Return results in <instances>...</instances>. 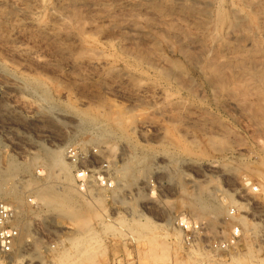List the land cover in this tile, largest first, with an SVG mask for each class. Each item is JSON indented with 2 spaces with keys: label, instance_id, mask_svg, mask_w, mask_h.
Segmentation results:
<instances>
[{
  "label": "rangeland",
  "instance_id": "obj_1",
  "mask_svg": "<svg viewBox=\"0 0 264 264\" xmlns=\"http://www.w3.org/2000/svg\"><path fill=\"white\" fill-rule=\"evenodd\" d=\"M10 1L0 3V200L23 210L27 194L46 207L48 197L71 193V204L79 208L75 219L63 215V205L46 207L63 238L54 257L70 239L89 238L95 239L96 251L88 259L72 258L71 264H264V174L254 170L264 171V88L236 67L264 68V0H47L37 14L50 24L47 31L38 30L27 15L10 11ZM21 1L12 3L24 7L34 2ZM217 9L239 13L234 23L218 27ZM252 32L260 36L252 38ZM203 59L227 67L226 74L241 71L235 74L242 86L210 88ZM163 70L180 74L184 80L177 83L185 85L170 89ZM6 80L18 87L8 90L1 84ZM170 99H181L185 107H170ZM115 116L123 119L120 125ZM63 144L66 180L46 161ZM69 149H95L112 163L113 187L90 191L99 202L75 188ZM123 150L140 159V170L133 180L125 178V187L115 182L121 179ZM207 163L216 168L206 170ZM189 174L195 185L188 183ZM197 195L215 209L201 213ZM178 217L204 224V235L191 246L176 226ZM76 219L88 222L86 228L78 231ZM136 221L154 225L160 257L152 256L151 245L136 233ZM235 226L241 230L236 248L210 249Z\"/></svg>",
  "mask_w": 264,
  "mask_h": 264
},
{
  "label": "bare ground",
  "instance_id": "obj_2",
  "mask_svg": "<svg viewBox=\"0 0 264 264\" xmlns=\"http://www.w3.org/2000/svg\"><path fill=\"white\" fill-rule=\"evenodd\" d=\"M1 1V0H0ZM3 1V0H2ZM1 1V2H2ZM7 1V0H6ZM13 1H15V0H12V2ZM29 1V0H28ZM203 1V0H202ZM205 1V0H204ZM207 1V0H206ZM216 1V0H215ZM221 1V0H220ZM233 1V0H232ZM0 2V3H1ZM11 1H10V3H9V6H10V11H12V12H21V13H23V14H25V15H27L28 16V19L30 18V20H31V23L32 24H34V26H36V28H38V30L40 29V30H46L47 31V29H48V27L50 26V24H49V26L47 25V22H45V20L43 21L40 17H38L37 16V14L39 15V8H41V7H43V6H45L46 4H47V0H34V2H33V6H26L24 3H22V4H24L25 6L23 7V6H18L16 3H12ZM21 2H23V0L21 1ZM24 2H25V0H24ZM29 2H31V1H29ZM208 2V1H207ZM244 2V1H243ZM247 2V1H246ZM26 3V2H25ZM203 3V2H202ZM184 4V3H183ZM209 4V3H208ZM246 4H248V3H246ZM2 5V4H1ZM5 5V4H4ZM1 7V6H0ZM8 7V6H7ZM6 7V9H8ZM45 8V7H44ZM50 8V7H49ZM216 9V8H215ZM220 9V8H219ZM219 9H217V17H215V19H218V20H214V21H217L216 23H214V25H216V26H218V27H221V25L222 24H224L225 22L227 23V24H229V23H234L233 21H235V16L237 15V13H239V12H237V10H235V9H233L232 11V13H228V11L229 10H227V12H224L223 10H219ZM242 9V8H241ZM241 9H240V11H241ZM41 10V9H40ZM211 10V9H210ZM244 10V9H243ZM251 10V9H250ZM9 11V10H8ZM52 11V10H51ZM239 11V10H238ZM54 12V11H53ZM208 13H209V11H208ZM12 14V13H11ZM20 14V13H19ZM41 14H43V13H41ZM236 14V15H235ZM213 15V14H212ZM250 16V15H249ZM251 17L253 18V19H255L254 17H253V15H251ZM239 18V17H238ZM237 18V19H238ZM240 19L242 20L243 19V17H240ZM211 20V19H210ZM240 20V21H241ZM245 20H247L248 21V19H245ZM244 20V21H245ZM251 20V19H250ZM238 21V20H237ZM243 21V20H242ZM246 21V22H247ZM256 21V20H255ZM254 21V22H255ZM246 22H244V24H246ZM248 22H251V21H248ZM252 23H253V20H252ZM30 24V23H29ZM31 25V24H30ZM232 25V24H231ZM230 25V26H231ZM247 25H248V23H247ZM216 26H214V27H216ZM227 27V26H226ZM229 27V26H228ZM227 27V28H228ZM231 27H233V26H231ZM226 28V29H227ZM252 28H253V26H252ZM210 29L211 28H209V31H210ZM215 29V28H214ZM220 29V28H219ZM228 29H230V28H228ZM227 29V30H228ZM259 29V28H258ZM226 30V31H227ZM231 30V29H230ZM245 30V29H244ZM253 30V29H252ZM251 30V31H252ZM255 30H257V28L255 27ZM45 31V32H46ZM50 31V30H49ZM48 31V32H49ZM220 31V30H219ZM254 31V30H253ZM258 31V30H257ZM261 32H262V30H260ZM214 32V31H213ZM212 32V33H213ZM244 32V31H243ZM215 33H216V31H215ZM250 33V32H249ZM253 33V32H252ZM251 33V34H252ZM51 34V33H50ZM218 34V33H217ZM216 34V35H217ZM221 34V33H220ZM230 34H233V33H230ZM242 35V34H241ZM205 36H207V35H205ZM210 36H213V35H210ZM210 36H208L209 38H210ZM218 36V35H217ZM221 36V35H220ZM219 36V37H220ZM223 36V35H222ZM234 36H235V33H234ZM245 36V35H244ZM243 36V37H244ZM260 35H259V33L258 32H255V33H253V36H252V38H255V37H259ZM90 37V36H89ZM214 37V36H213ZM231 37V36H230ZM236 37V36H235ZM234 37V38H235ZM226 38V37H225ZM225 38H223L224 40H225ZM228 38V37H227ZM233 38V39H234ZM240 38V37H239ZM212 39V37L210 38V40ZM213 39H215V37L213 38ZM230 39V38H229ZM247 39V38H246ZM264 39V38H263ZM82 40H84V38H82ZM209 40V41H210ZM221 40H222V38H221ZM221 40H220V42H221ZM248 40V39H247ZM93 41V40H92ZM219 41V40H218ZM251 41V40H250ZM258 41H260V40H258ZM84 42V41H83ZM95 42V41H94ZM216 42V41H215ZM225 42H226V40H225ZM230 42V41H229ZM232 42V41H231ZM230 42V43H231ZM234 42V41H233ZM244 42V41H243ZM242 42V43H243ZM247 42V41H246ZM248 42H249V40H248ZM260 42H264L263 40L262 41H260ZM217 43V42H216ZM229 43V44H230ZM241 43V42H240ZM260 45H261V43H259ZM89 44H87V46H88ZM93 45V44H92ZM227 45H228V43H227ZM86 45L84 46L85 48L87 47ZM89 47V46H88ZM240 47H242V46H240ZM84 48V49H85ZM255 48H258L257 46L255 47ZM87 49V48H86ZM89 49V48H88ZM87 49V50H88ZM185 49V48H184ZM233 49V48H232ZM259 49V48H258ZM264 49V48H263ZM22 50V49H21ZM86 50V51H87ZM182 50V49H181ZM180 50V52H184L183 50L181 51ZM234 50V49H233ZM239 50V49H238ZM257 50V49H256ZM84 51V50H83ZM95 51V50H94ZM93 51V48L92 49H90V52H94ZM81 52V51H80ZM88 52V51H87ZM86 52V53H87ZM97 52V51H96ZM187 52H188V50H187ZM239 52V51H238ZM79 53V52H78ZM89 53V52H88ZM98 53V52H97ZM96 53V54H97ZM185 53V52H184ZM84 54V53H83ZM90 55H92L91 53H89ZM187 54V53H186ZM243 54V53H242ZM241 54V55H242ZM95 55V53H93V56ZM104 55L105 54H103V58H104ZM183 55H185V54H183ZM189 55H191V54H189ZM264 55V54H263ZM98 56V55H97ZM207 56V55H206ZM250 56V55H249ZM80 57H81V55H80ZM99 57V56H98ZM107 57V56H106ZM200 58H201V56H199ZM198 57V58H199ZM93 58V57H92ZM187 58V57H186ZM193 58V57H192ZM203 58V57H202ZM210 58V57H209ZM102 59V58H101ZM189 59V58H188ZM89 60H91V61H94V60H92L91 58L89 59ZM192 60V59H191ZM193 60H195L194 58H193ZM192 60V61H193ZM91 61H89V62H91ZM200 61H201V59H200ZM96 64H99V65H102V67L105 65V66H108V63H107V61H103V59L102 60H100V59H97L96 61H94ZM188 62V61H187ZM195 62V61H194ZM194 62H192V63H194ZM236 62H238V60L236 61ZM244 62V61H243ZM254 62V61H253ZM92 63V62H91ZM190 63V62H189ZM197 63V62H196ZM200 63V62H199ZM226 63V62H225ZM234 63V62H233ZM239 63V62H238ZM250 63V62H249ZM257 63V62H256ZM93 64V63H92ZM121 64V63H120ZM174 66L177 68V69H182V65L179 63V62H176V61H174ZM94 65V64H93ZM98 65V66H99ZM109 65H110V63H109ZM196 65V64H195ZM260 65V64H259ZM264 65V64H263ZM123 66V65H122ZM236 66V65H235ZM262 66V65H261ZM101 67V68H102ZM202 68H203V70H205V72L207 73V77H208V80L206 81V82H208L209 83V85L210 86H212V87H210V88H214V89H216V90H218V91H227V90H234V89H236L237 87H238V85H240V86H242L240 83L238 84V78H237V76H236V74L239 72L240 74H241V71H242V73L244 74H248L249 76H251V77H254V78H257V80H258V82L260 83V87L261 88H264V68L261 70V68H257V67H259V66H255V65H251L250 67L249 66H247V65H245L244 63H240L238 66H236V67H238L239 68V70H241V71H239V70H237V71H235V72H237L236 74H235V72L234 71H232V72H234L233 74H230L231 73V71H230V73L229 74H226L225 73V69L224 68H227V67H223V66H221L220 64H218V63H216V62H213V60H211V59H203L202 60V66H201ZM264 67V66H263ZM114 68V67H113ZM116 68V67H115ZM229 70V69H228ZM130 71V70H129ZM160 72V74H161V76L162 77H164L165 79H166V81H170V89H172V87L174 86V85H176L175 83H177V81H178V78L179 79H181L180 78V74L179 75H175V74H172L171 73V71L169 72L168 70H163V71H159ZM128 74V73H127ZM235 74V75H234ZM239 74V75H240ZM12 75V74H11ZM131 75V74H130ZM183 75V74H182ZM181 75V76H182ZM204 76V75H203ZM13 77V76H12ZM3 78H5V77H3ZM2 78V79H3ZM7 78H10L9 77V75H8V77ZM204 78V77H203ZM207 79V78H206ZM9 80V79H8ZM11 80H13V79H11ZM181 80H184V79H181ZM5 81V80H4ZM3 81V82H4ZM7 81V80H6ZM137 81V80H136ZM176 81V82H175ZM140 82V81H139ZM184 81H182V82H178L177 83V86L179 87L181 84L180 83H183ZM191 82V81H190ZM189 82V83H190ZM247 82V81H246ZM141 83V82H140ZM188 83V82H187ZM186 83V84H187ZM1 84H3L6 88L8 87V90H9V88H16V87H18V84L16 83V82H14V81H12V82H10V83H8V81L6 82V83H1ZM156 84H157V82H156ZM184 84V83H183ZM182 84V85H183ZM185 85V84H184ZM19 86H21V85H19ZM150 86V85H149ZM153 85H151L150 87H152ZM159 86V85H158ZM187 86V85H186ZM239 86V87H240ZM22 87V86H21ZM140 87V86H139ZM143 87V86H142ZM153 87H155V86H153ZM175 87V86H174ZM183 86H181V88H182ZM176 88V87H175ZM174 88V89H175ZM184 88V87H183ZM4 89V88H3ZM10 89V90H11ZM25 89V88H24ZM150 89V88H149ZM158 89V88H157ZM5 90V89H4ZM13 90V89H12ZM156 90V89H155ZM155 90H154V92H155ZM177 90V89H176ZM242 90V89H241ZM243 90H244V86H243ZM171 92V91H170ZM190 92V91H189ZM174 93H175V91H174ZM247 94V93H246ZM167 95V94H166ZM165 95V96H166ZM230 95V94H229ZM244 95V94H243ZM173 96V93L171 92L170 93V98ZM231 96V95H230ZM262 96H263V98H264V95L262 94ZM167 97V96H166ZM260 97V96H259ZM163 98V97H162ZM176 98V97H175ZM166 99V98H165ZM163 106V105H162ZM165 106V105H164ZM172 106H176V107H178V108H181V107H185L184 106V102L181 100V99H176V100H172V99H170V107H172ZM97 109V108H96ZM164 109V108H163ZM174 109V108H173ZM185 109V108H184ZM99 110V109H98ZM102 110V109H101ZM171 111V110H170ZM202 111V110H201ZM107 113V112H106ZM110 113V112H109ZM117 113V112H116ZM124 113V112H123ZM101 114V113H100ZM99 114V115H100ZM108 114V113H107ZM160 114V113H159ZM171 114V113H170ZM181 114V113H180ZM261 114V113H260ZM101 116V115H100ZM168 116H169V114H168ZM171 116V115H170ZM173 116V115H172ZM105 117V116H104ZM116 117V116H115ZM178 117V116H177ZM183 117V116H182ZM112 118V117H111ZM131 118V117H130ZM172 118V117H171ZM116 119V120H115ZM125 119H129V118H125ZM184 119V118H183ZM112 120V119H111ZM114 120L116 121L115 123L116 124H118V125H120L121 124V122H122V120L123 119H121V118H114ZM113 120V121H114ZM77 121V120H76ZM134 121V120H133ZM193 121V120H192ZM68 122V121H67ZM87 122V121H86ZM126 122H127V120H126ZM178 123H179V121H178ZM187 123V122H186ZM194 123H195V121H194ZM72 124V123H71ZM80 124H82V123H80ZM131 124V123H130ZM174 125V124H173ZM176 125V124H175ZM83 126V125H82ZM81 127V126H80ZM82 128V127H81ZM84 128V127H83ZM68 129H70V128H68ZM78 129H80V128H78ZM84 131V130H83ZM177 131V130H176ZM170 132H172V131H170ZM98 133V132H97ZM103 133H109L107 130H104L103 131ZM98 135V134H97ZM171 135H173V133H171ZM210 137V136H209ZM102 137H99V139H101ZM212 138V137H211ZM210 138V139H211ZM100 141V140H99ZM211 143V142H210ZM197 144V143H196ZM201 144V143H200ZM224 144V143H223ZM64 145H66V144H63V145H59V146H57V148H56V150H54V151H52V152H50L49 154H47V157H46V161H47V165H48V167L49 168H51L52 167V169L55 167V168H58V173H61V178H63V180H66L67 179V176H69V175H67V172L69 171V169H68V171L66 170V168L68 167V166H65V163L63 162V160H62V156L60 155V151L64 148ZM104 145H107V144H104ZM209 146H210V144H209ZM213 147V149L214 148H216L217 149V147H214L215 145H212ZM223 146V145H222ZM224 146H225V144H224ZM107 147V146H106ZM105 147V148H106ZM125 147V146H124ZM219 148V147H218ZM216 149H215V151H216ZM220 149V148H219ZM229 149V148H228ZM203 150H204V148H203ZM212 150V149H211ZM219 151V150H218ZM126 152V151H125ZM125 152H124V150H123V152H122V155L123 156H125V162L123 163V165H122V168H121V179L120 180H118L117 179V181L115 180V182H117V185H119V184H122V186L121 187H125L126 185V177H128V179H129V177L133 180V178H134V176H135V174L140 170L139 169V164H140V159L138 160L137 158H133V157H128L129 156V153L128 154H125ZM127 153V152H126ZM133 156H135V155H133ZM126 157H128V158H126ZM146 164V163H145ZM189 164V163H188ZM261 165V164H260ZM199 166H201V165H199ZM204 166V165H203ZM141 167V166H140ZM220 167V166H219ZM258 167V166H257ZM17 168V166L15 165H11V169H16ZM200 168H203V167H200ZM204 168L206 169V170H213V169H215L216 168V164H214V163H207L206 164V166H204ZM262 168V167H261ZM219 169V168H218ZM9 170V169H8ZM222 170V169H221ZM254 170L255 171H257V173H259L260 172V174H261V176H263V172L264 171H262V173H261V169H259V168H254ZM41 171V170H40ZM39 171V172H40ZM205 171V170H204ZM215 171V170H214ZM5 172V171H4ZM50 172V171H49ZM8 173V172H7ZM216 173H218V172H216ZM222 173H223V171H222ZM254 173V172H253ZM39 174H41V172L39 173ZM120 174V173H119ZM190 175V174H189ZM189 175H187V176H189ZM259 175V174H258ZM58 176V175H57ZM264 177V176H263ZM57 179V178H56ZM127 179V180H128ZM202 179V178H201ZM262 179H264V178H262ZM131 180V181H132ZM130 181V180H129ZM206 181V180H205ZM188 183H191V184H193V185H195L196 184V180H195V178L194 177H191V175H190V177H189V181H188ZM201 183V182H200ZM207 184V183H206ZM116 185V186H117ZM125 185V186H124ZM128 185V184H127ZM143 185V184H142ZM146 185H148V182H147V184ZM190 185V184H189ZM7 186V185H6ZM139 186V185H138ZM200 186V185H199ZM5 187V186H4ZM119 187V186H118ZM142 186L140 185V187H137V193H140V188H141ZM146 187V186H145ZM7 189V188H6ZM135 189V188H134ZM215 189H217V188H215ZM8 190V189H7ZM74 191V190H73ZM92 191V190H91ZM200 191V190H199ZM264 192V191H263ZM200 193V192H199ZM46 194V193H45ZM264 194V193H263ZM79 195V194H78ZM83 195H85V194H83ZM89 198L92 200V201H96L97 200V197H96V195L94 196V195H91L90 194V192H89ZM51 196V195H50ZM86 196V195H85ZM115 196V195H114ZM249 197V196H248ZM85 198V197H84ZM100 198V197H99ZM247 198V197H246ZM148 200V199H147ZM194 200H195V203L198 205V209H199V211L201 212V213H206V212H208V211H213L214 209H215V207H213V206H211V205H209V204H207V203H204L203 201H202V199L200 198V196L199 195H197V196H195L194 197ZM46 202H45V204H47L48 206H50L51 208L53 207V206H55L56 205V207H57V205H63V206H65V211H64V213H63V215L65 216V217H68V218H72V219H75L74 217H77V214L76 213H78V211H79V208L78 207H76L75 205H74V203L73 204H71V201L72 202H74L73 201V197L71 196V193L70 192H64L62 195H60V196H53V197H48L46 200H45ZM98 201V200H97ZM145 201V200H144ZM149 201V200H148ZM152 201V200H151ZM99 202V201H98ZM97 202V203H98ZM122 202V201H121ZM189 204V203H188ZM47 205H46V207H47ZM220 206V205H219ZM49 207V208H50ZM100 208V207H99ZM194 208V207H193ZM52 209H54V207L52 208ZM59 210V209H58ZM57 211V210H56ZM61 213H62V210H61ZM179 214H180V212H179ZM92 215V214H91ZM141 215V214H140ZM195 215V214H194ZM142 216V215H141ZM193 216V215H192ZM196 216V215H195ZM261 216V215H260ZM262 217V216H261ZM87 218H88V216H87ZM78 219V218H77ZM76 219V220H77ZM119 220V219H118ZM80 221V220H79ZM83 221H84V219H83ZM118 222V221H117ZM122 222V221H121ZM77 226L76 227H78V231L80 230L79 228H80V226H85L86 225V223H87V225H88V222H83V224L81 223V221L80 222H78V220H77ZM105 224V223H104ZM118 224V223H117ZM86 225V226H87ZM107 225V224H106ZM120 225V224H119ZM118 225V226H119ZM135 231H136V233H138L139 235H140V237H142V239L144 240V242L146 241V243L148 244L149 243V245H151V254H152V256H154V257H160V255L159 254H157L158 253V251H160V249H161V247H162V245L160 244V243H158L157 242V233H156V230H155V228H154V225H152L150 222H138V221H136L135 222ZM26 226H22V229H28V227H26ZM120 227V226H119ZM84 228H86V227H84ZM131 228V227H130ZM25 230V231H26ZM82 230V229H81ZM113 230V229H112ZM77 231V232H78ZM90 231V230H89ZM89 231H87L86 230V232H87V234L89 233ZM85 233V232H84ZM130 233V232H129ZM129 233H128V235H129ZM132 233H134L133 231H132ZM86 234V233H85ZM93 235V234H92ZM91 234H90V236L89 237H91L92 236ZM80 236H81V234H80ZM76 237H78V236H76ZM88 237V236H87ZM134 237V236H133ZM139 237V238H140ZM74 238V237H73ZM131 238V237H130ZM85 238H83V240H80V238H74V239H70L68 242H70V245L69 246H67L66 247V249H64V250H62V252L61 253H59L56 257H54V263L53 264H71V259L72 258H77L78 260L79 259H81V258H84V259H88V258H90L91 257V255L94 253V251H96L95 249H94V246H92L93 245V243L95 242V239H93L94 240V242L92 243L91 241H93V240H89V238H86L85 240H84ZM142 239H140V240H142ZM139 240V239H138ZM91 242V243H90ZM142 242V241H141ZM97 244V243H96ZM142 244H144L143 242H142ZM146 244V245H147ZM18 246H19V248H22L23 246H22V242H20L19 244H18ZM97 247V246H96ZM146 249V248H145ZM150 249V248H149ZM144 251V250H143ZM33 254H35V251L33 252ZM32 254V255H33ZM149 254V253H148ZM34 256H36V255H34ZM74 260V259H73ZM44 264V263H43Z\"/></svg>",
  "mask_w": 264,
  "mask_h": 264
},
{
  "label": "built area",
  "instance_id": "obj_3",
  "mask_svg": "<svg viewBox=\"0 0 264 264\" xmlns=\"http://www.w3.org/2000/svg\"><path fill=\"white\" fill-rule=\"evenodd\" d=\"M67 156L73 165L74 186L81 193L88 195L97 188L113 187L112 163L102 158L95 149L86 153L69 149ZM252 191L258 192V186H252ZM24 204L25 209L21 210L11 200H0V264H50L63 247L59 227L34 195H25ZM22 226L28 229H22ZM176 226L183 233L187 246H191L205 232L203 223L186 217H178ZM240 237L241 230L235 226L225 238L214 241L210 249L227 252L240 244ZM20 242L22 248L18 246Z\"/></svg>",
  "mask_w": 264,
  "mask_h": 264
}]
</instances>
